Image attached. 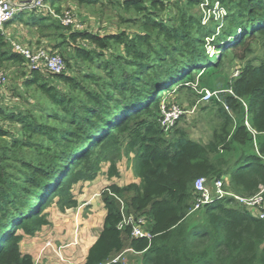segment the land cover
I'll list each match as a JSON object with an SVG mask.
<instances>
[{
	"label": "trees",
	"instance_id": "16d2710c",
	"mask_svg": "<svg viewBox=\"0 0 264 264\" xmlns=\"http://www.w3.org/2000/svg\"><path fill=\"white\" fill-rule=\"evenodd\" d=\"M66 1H105L120 27L99 35L44 12L17 13L29 12L20 22L55 40L65 69L25 71V93L39 96L29 111L0 106V264H33L20 249L24 236L49 224L52 204L76 207L73 186L93 181L102 164L118 177L125 156L137 181L100 193L103 225L83 264H264V220L232 197L188 214L198 178L243 198L264 187V0ZM203 10L222 14L205 24ZM12 21L0 30V68L25 67L4 33ZM195 84L224 91L198 105L220 121L207 143L179 128L182 118L168 132L159 123L165 94L186 92L191 108ZM120 201L123 213L145 217L150 238L118 229Z\"/></svg>",
	"mask_w": 264,
	"mask_h": 264
},
{
	"label": "rangeland",
	"instance_id": "374dc122",
	"mask_svg": "<svg viewBox=\"0 0 264 264\" xmlns=\"http://www.w3.org/2000/svg\"><path fill=\"white\" fill-rule=\"evenodd\" d=\"M46 1L47 4L52 7L50 0ZM169 1L175 2L178 0ZM54 5L55 6H53L52 8H59L61 12L65 10H71V12L74 14L76 23L81 26V31L83 30L103 35L109 32L116 31L120 27L116 17L117 11L107 5L105 1L104 3L98 4L96 6H87L85 4H78L77 2L66 0L58 2L57 0ZM214 8L216 9L217 6H215ZM214 13L215 14L210 11L203 10V22L205 24L208 23L210 15H216L217 18L218 15L222 14V10L214 11ZM29 16V12H25L22 15L16 14L14 16L13 21L11 22L12 24H10L7 27V30H5L7 39L19 42L30 48H51L55 43V40H53L51 37H48V35L43 37V34L40 33V31H38L37 29L27 28L24 24H22V22H20L21 18L23 21H27ZM44 34H49V32H45ZM207 50L210 51L212 50V48L210 46H207ZM0 69H2L8 75V84L4 87V90L2 89L0 92V106L5 107L8 111H14L16 113L29 111L32 105L37 104V102L39 101V96L35 95V97H33L31 91H29L28 94L25 93L24 87L22 85L23 76L24 73H26L24 67H21L15 63H6L5 66ZM221 88L222 87H220V89ZM165 96L166 97H164L161 102V108L162 106L174 104L184 108L185 110L189 109L187 108V101L191 100V96L186 92L179 91L175 88L173 89V92L171 94H165ZM219 122V119L216 118L215 109L211 110V112H206L201 110V108L199 107L196 112L192 114L187 113L185 116H183L182 121H180L178 127L184 129L191 139L199 141L201 143H207L211 139L212 130ZM4 126L13 132L18 128L15 125L8 123H5ZM126 157L127 156L122 157V159L117 163L119 172L118 177L112 179H109L107 177V163L101 165V170L98 175H96V178L93 181H81L74 185L71 190V194L76 201V207L70 209H59L57 205L52 204L47 209L46 214L48 220H52V218L54 217V220H52V223L49 226L50 231L53 233V236H49L48 234H46V232H48V228L44 226L40 231H43V235H37L38 241L35 242V244L38 245L39 248H41L45 240L51 239L53 242V237L57 239L60 238L58 240L56 239L57 242L56 244H53L52 248L54 251L58 252L63 261H60V259H58V257L54 254V251H52L51 249L45 250V252L48 253L44 252L43 256L45 255L49 257V259L51 257L55 258L56 260L51 259V261H58L64 264H74L81 257V251L73 249H76L79 246V240L84 238L83 236L85 235V231H87V235H93V233L91 232L96 227L92 225L91 222L95 221L96 217H98L99 214L98 209L99 205L101 204V201L99 199L100 193L107 185L111 183H115L118 186H125L137 181L134 175L132 161L133 159H128ZM91 208H93L94 211L92 216H90L88 212ZM197 212H195V214L193 213L192 216L198 215ZM88 216L90 217L88 218ZM88 220H90V222H88ZM65 225L70 227L66 228L64 227ZM62 232L63 235L58 236V233L59 235H61ZM26 238L27 237L24 236V238L21 240L23 249H25L27 247V244L30 243V240ZM76 240H78V246H69L67 250H56L60 245L68 246L71 242H74ZM64 250H66L65 254ZM73 251L76 253L68 255ZM72 260H74V263Z\"/></svg>",
	"mask_w": 264,
	"mask_h": 264
},
{
	"label": "built area",
	"instance_id": "2783aa9c",
	"mask_svg": "<svg viewBox=\"0 0 264 264\" xmlns=\"http://www.w3.org/2000/svg\"><path fill=\"white\" fill-rule=\"evenodd\" d=\"M36 10L38 12H44L49 14L52 18L57 19L63 27L72 28L73 30L81 31V26L76 23L74 14L71 10H65L60 13H56L55 10L47 4L46 0H0V30H3L4 24L13 20L14 16L22 11ZM9 44L13 52L20 55L24 59L25 71L34 70H47L53 74H60L64 71L65 65L62 57L56 51H52L50 47H39L30 48L19 42L9 40ZM233 78L238 76V69L233 70ZM8 84V75L0 69V92ZM193 90L199 96L198 101L194 106L185 110L184 108L177 105L162 106L160 115V126L168 132L172 129L180 118H183L187 113L192 114L198 110V105L207 104L213 97L218 98L222 90H210L208 88H198L197 85H192ZM230 93V91H227ZM225 109L227 110L226 106ZM190 110V111H189ZM248 129L249 124L245 122ZM193 195L194 203L189 210L188 214H193L199 211L205 205L212 203L217 199L224 198L225 196L232 197L241 206L250 209L253 215L261 220H264V187H261L257 194L248 198H243L227 192L223 187L221 180H215L211 185L207 183L205 178H198L193 183ZM121 207V220L118 224V229L130 228L131 236L135 238L147 237L150 238L149 234L144 230L145 217L135 218L133 215H127L123 213V203L120 201ZM77 245L76 241L71 242L68 246L60 245L56 250H63L69 246ZM53 242L51 239L44 241L41 248V253L45 250L53 248ZM60 252V251H59ZM54 254L63 261L62 257L59 256L57 251ZM118 259V258H117ZM33 264H40L34 260Z\"/></svg>",
	"mask_w": 264,
	"mask_h": 264
},
{
	"label": "crops",
	"instance_id": "0c3cea01",
	"mask_svg": "<svg viewBox=\"0 0 264 264\" xmlns=\"http://www.w3.org/2000/svg\"><path fill=\"white\" fill-rule=\"evenodd\" d=\"M14 2H17L18 0H13ZM7 29V28H6ZM4 33H6V32H4ZM99 199H100V197H99ZM101 203V202H100ZM95 209V208H94ZM99 214H98V217H96V220L95 221H92L91 222V224L92 225H94L96 228H94V230L91 232V233H93V235H87V231H85V235L82 237L83 239H80L79 240V244H78V240H76V243L79 245H77L78 247L76 248V249H73V250H79V251H81V257L74 263V260H72L73 261V263L74 264H83V262L85 261V258H86V255H87V252H88V249L95 243V241L97 240V238H98V235H99V233H100V231H101V229H102V225H103V219H104V216H105V210H104V208H103V205H102V203L99 205ZM89 215L90 216H92V214H93V208H91V209H89ZM90 216H88V218L90 217ZM50 217V216H49ZM50 219V218H49ZM52 220H54V217L52 218ZM52 220L50 219V220H48L49 221V224H48V226H46L47 228H48V232H46V234H48L49 236H53V233L50 231V224L52 223ZM88 222H90V220H88ZM64 227H68V226H64ZM70 227V226H69ZM68 227V228H69ZM45 230V229H44ZM43 233V231L42 232H39L37 235H43L42 234ZM45 234V235H46ZM35 236V237H27L26 239H29L30 240V243H28L27 244V247L25 248V249H23L22 248V242H21V246H20V248H21V252L22 253H25V254H29V255H31L32 257H33V260H37L38 261V263H44V264H64V263H60V262H58V261H56V262H52L51 261V259H55V258H50L49 259V257H47V256H43V254H44V252L43 253H41V248H39L38 247V245H36L35 244V242H37L38 241V236ZM63 235V232L61 233V235H59V233H58V236H62ZM54 239H53V244H56V242H57V240L58 239H60V238H55V237H53ZM57 239V240H56ZM62 239H63V237H62ZM76 246V245H75ZM67 248L68 247H66L65 249L67 250ZM24 250H26V251H24ZM66 250H64V254H65V251ZM68 252V251H67ZM45 253H48V252H45ZM73 253H76V252H71V253H69L68 255H72ZM48 262H47V261ZM56 260V259H55Z\"/></svg>",
	"mask_w": 264,
	"mask_h": 264
}]
</instances>
